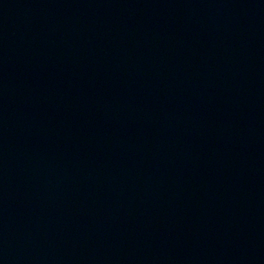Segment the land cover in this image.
<instances>
[{
  "label": "water",
  "instance_id": "obj_1",
  "mask_svg": "<svg viewBox=\"0 0 264 264\" xmlns=\"http://www.w3.org/2000/svg\"><path fill=\"white\" fill-rule=\"evenodd\" d=\"M0 264H264V0H0Z\"/></svg>",
  "mask_w": 264,
  "mask_h": 264
}]
</instances>
